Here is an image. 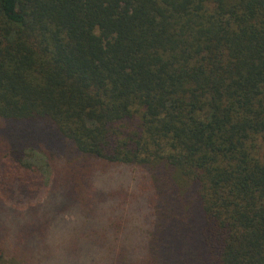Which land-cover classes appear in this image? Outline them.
Masks as SVG:
<instances>
[{"label":"trees","instance_id":"1","mask_svg":"<svg viewBox=\"0 0 264 264\" xmlns=\"http://www.w3.org/2000/svg\"><path fill=\"white\" fill-rule=\"evenodd\" d=\"M0 264H264V0H0Z\"/></svg>","mask_w":264,"mask_h":264}]
</instances>
